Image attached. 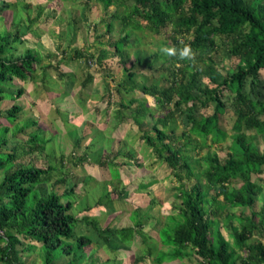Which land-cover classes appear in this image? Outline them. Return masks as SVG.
I'll return each mask as SVG.
<instances>
[{
	"label": "trees",
	"instance_id": "16d2710c",
	"mask_svg": "<svg viewBox=\"0 0 264 264\" xmlns=\"http://www.w3.org/2000/svg\"><path fill=\"white\" fill-rule=\"evenodd\" d=\"M7 1L0 2V11L12 6ZM97 2L112 16L101 20L108 34L114 30L116 22L120 24V38L113 43V48L125 68V78L117 83L115 90L105 81L104 93L100 94L102 106L91 102L96 100L94 97L87 98L84 94L88 91L90 95L91 85L95 83L93 72L87 70L75 100L79 103L70 105V109L67 105L55 104L58 116L71 120L70 114L87 109L97 114L96 123L101 122L102 131L107 121L113 119L115 130L120 133L123 129L126 134L124 126L131 120L138 128L141 142L151 147L178 178L176 196L181 200L175 207L179 210L178 219L170 217L169 223L160 230V237H165L162 245H171V250L160 251L154 259L156 263L195 256L199 264H264V196L259 182L264 174V153L257 144L258 137H264V0ZM112 7L116 11L110 14ZM120 8H123L121 13ZM142 32L167 35L165 53H154L153 60L147 63L158 76L148 78L149 82L138 81L141 76L134 68L143 62L131 60L128 52L134 43L133 35L139 37ZM25 41L28 40L19 33L0 31V104L22 100L26 94L23 84L39 83L40 76L45 82L49 69L59 72L56 77L63 87L72 86L67 83L68 73L63 72L59 64L44 65L35 48L18 55L16 45ZM223 42L232 60V70L226 73L216 58ZM67 55L68 63L84 61L91 68V60H94L96 67H102L101 71L111 72L112 64L105 62L103 54L95 56L76 48ZM131 61V67L127 66ZM248 82L249 89L246 88ZM138 93L152 98V103L137 98ZM32 105L37 108V103ZM202 108L206 111H201ZM25 109L22 104H15L0 111V262L24 264L16 251L20 235L31 242V250L35 247L44 250L43 264H76L75 256L81 252L87 256L82 264H96L93 259L97 253L87 251L94 240L87 235H77L80 221L92 226L103 239L105 234L115 232L123 244L132 243L137 236L142 238V244L151 240L137 216L134 225L112 229L102 227L88 214L76 215L77 199L88 192L85 184L66 188L59 194L55 190L66 177L53 181L57 168L46 162L41 164L45 157L37 161L18 157L22 146L27 156H43L50 142L42 138L43 131H48L42 120L20 119ZM229 110L233 111L231 134L222 122ZM127 111H132L131 116ZM182 116L188 122L186 129L178 134L177 120ZM145 125H151V129H146ZM55 126L62 133L59 124L55 122ZM11 138L19 140L21 147H10ZM224 145L228 153L225 159H220L212 150ZM119 146L113 148L112 154L100 157L96 165L110 167L113 171L122 166L116 162L122 156L136 158L134 150L124 152L126 146ZM203 151L204 156L199 157ZM79 160L90 161L86 156ZM89 163L95 165L92 161ZM235 181H242L241 186H236ZM50 183L53 188L48 193L46 185ZM261 200L262 206L257 211ZM230 208L250 209L252 215L237 216ZM233 219L237 220V226ZM225 225L229 226L232 245L239 252L234 251L223 234ZM250 240L256 242L247 244ZM129 255L132 253L127 251L125 257ZM114 257L118 258V254ZM145 261V258H135L130 263Z\"/></svg>",
	"mask_w": 264,
	"mask_h": 264
},
{
	"label": "rangeland",
	"instance_id": "374dc122",
	"mask_svg": "<svg viewBox=\"0 0 264 264\" xmlns=\"http://www.w3.org/2000/svg\"><path fill=\"white\" fill-rule=\"evenodd\" d=\"M7 2L12 6L0 11V31L7 30L13 35L19 33L24 40H28L25 41V44L16 45V53L21 55L27 49L35 48L40 53L44 65L59 64L61 70L67 72L70 77L67 83L72 84L71 88H67L68 85L63 87L62 81L58 76L56 77L59 72L56 73L54 69H49L45 82L41 80L42 77L40 76L41 83L23 84L26 88V94L21 98L22 100L1 102L0 111L10 109L15 104H22L26 107L20 119L24 121L33 117L42 120V124L48 130L47 132L43 131L42 138L50 141L43 156L39 154L27 156L23 146L21 147L20 141L16 139L13 141L11 138L12 142L9 143V146L20 145L22 148L18 154L20 158L25 156V158L37 161V159L45 157L40 162L41 164L46 162L56 167L57 171L53 172V181L59 180L62 176L66 177L55 190L59 194H62L66 188H73L81 183L85 184L84 187L88 189V192L80 194L77 199L78 203L74 209L76 215L81 217L88 214L93 220L99 222L102 227H111L112 229L134 225L136 216L140 218L145 226L144 232L152 238L143 242V244L140 242L142 238L137 235L132 243L127 241L126 244L121 242L122 240L115 232L105 234V239L100 238V235L94 231L92 226L80 221L76 228L77 235H87L94 240L93 246L87 249L88 252L94 251L93 254L97 253L93 262H96V264H129L135 258H145V263L137 262V264H158L154 261L158 253L171 250L169 248L171 245L166 244L169 247L162 245L165 237H160V230L169 223L170 217L173 216L178 219L179 210L175 208L181 203V200L176 196L180 185L178 178L173 175L151 147L147 146L144 141L141 142L138 128L131 120L129 125L125 124L126 127L124 126L125 131H128L127 134L123 129L120 133L115 130L116 122L113 119L107 121L105 131H102L101 124H99L101 122L96 123L97 114L93 111V114L87 109H85L86 112L81 111L78 113L76 111L74 115L70 114L73 121L69 118L63 120L58 116L54 106L55 104L56 106L57 104H64L70 109V105L79 103L75 100H77L79 90L82 89L80 85L85 79L87 70L93 72L95 83L91 85L90 95H87L88 91L84 94L87 98L94 97L96 100L94 99L95 101L91 102L100 103L99 105L102 106L104 102H101L100 94L101 92L104 93L105 81L115 90L117 83L124 80L125 68L120 64V58L113 48V43L120 38V24L116 22L114 30L110 34L106 32V26L101 20L103 18L111 19L112 16L110 17L109 12L104 11L97 0H9ZM115 11L116 8L112 7L110 14L115 13ZM122 11L123 8H120L119 12ZM166 36L165 34L155 35L150 32L139 33V37L133 35L134 43L128 49V52L131 55V60L143 62L140 66L134 68V71L141 76L138 78L139 82L142 80L149 82L148 78H158L157 73L150 70L147 63L153 60L151 56L154 53L161 55L165 53L167 47L164 45V42L167 41ZM76 48L95 54V56L103 54L105 62L108 61L112 64L111 72L101 71L102 67L100 65L96 67L94 60H91V68L84 61L66 62L67 54L73 53ZM216 56L219 67L225 73L230 72L232 70V60L225 42L218 49ZM133 61L127 66L131 67ZM155 67L158 68L159 65ZM205 82L208 81L205 79ZM246 88L249 89V82ZM95 94L98 96H94ZM136 97L140 100L148 99L149 103L153 101L152 98L149 96L144 97L141 93L136 94ZM34 102L37 103V108L32 107ZM86 104L89 109L90 101ZM113 106L117 107V105ZM207 110L212 112V109ZM201 111L206 110L202 108ZM127 113L131 116L132 111H127ZM79 116H85L88 119L79 118ZM55 122L59 124L61 128L59 130L62 133L56 130ZM187 122L185 116L178 118V134L186 129ZM222 122L231 134L233 111L229 110ZM145 128L150 130L151 125H145ZM45 134L47 135L45 136ZM9 136H12L11 131H9ZM118 136L123 139L118 138ZM86 139L88 141H85ZM257 144L260 152L264 153V137H258ZM118 145L121 148L126 146L123 148L124 152L127 149L134 150L136 158L131 160L122 156L116 161L122 166L113 171L110 170V167L99 168L96 164L100 161V157L112 154L113 148H117ZM225 147L227 146H216L212 152L217 153L220 159H225L228 153ZM204 153L205 151L200 152L198 156H204ZM83 156H86V159L88 158L90 161H80L79 159ZM91 161L95 165L89 163ZM254 180H257V177ZM151 182L153 183L150 184ZM241 182L235 181V185L240 187ZM259 182L263 186L264 196V174H262ZM188 186L190 185L188 184ZM46 188L49 193L53 188L52 184H47ZM261 206L262 200L257 211ZM229 211L237 216L252 215L250 209L230 208ZM233 222L234 225H238L236 219H233ZM230 231L229 226L225 225L223 227V234L232 245L233 238ZM18 236L20 239L19 244L16 246L18 258L24 264H43L44 250L39 247H35L36 250H31L29 248L31 242L20 235ZM252 242L256 241L250 240L247 244ZM232 247L235 252H239L238 248L233 245ZM127 251L132 255L125 257ZM186 253L189 254L190 251L187 250ZM114 254H118V258L114 257ZM86 257L82 252L76 255V264L84 263ZM63 260L67 259L64 258ZM0 264L4 263L0 262ZM165 264H199V260L192 256L184 260H172Z\"/></svg>",
	"mask_w": 264,
	"mask_h": 264
},
{
	"label": "crops",
	"instance_id": "0c3cea01",
	"mask_svg": "<svg viewBox=\"0 0 264 264\" xmlns=\"http://www.w3.org/2000/svg\"><path fill=\"white\" fill-rule=\"evenodd\" d=\"M143 231H144V229H143Z\"/></svg>",
	"mask_w": 264,
	"mask_h": 264
}]
</instances>
